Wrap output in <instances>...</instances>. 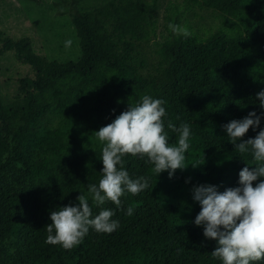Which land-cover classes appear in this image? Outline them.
I'll return each instance as SVG.
<instances>
[{
    "label": "trees",
    "instance_id": "1",
    "mask_svg": "<svg viewBox=\"0 0 264 264\" xmlns=\"http://www.w3.org/2000/svg\"><path fill=\"white\" fill-rule=\"evenodd\" d=\"M64 1L79 48L73 59L43 56L0 31L1 50L33 72L17 81L16 103L0 97V264H222L211 255L216 241L194 224L201 209L192 190L238 187L239 172L251 166L222 126L264 111L256 99L264 91V0ZM180 5L218 29L208 37L190 29L188 38L173 34L169 23L190 27ZM145 95L165 101L169 144L177 141L169 120L190 125L185 168L170 178L168 171L157 175L147 157L125 155L129 177H146L149 187L125 192L119 209L102 206L113 210L118 229L90 228L70 250L47 244L51 211L75 205L102 177L95 132ZM261 128L264 117L238 143ZM89 204L97 215L101 208L90 197Z\"/></svg>",
    "mask_w": 264,
    "mask_h": 264
},
{
    "label": "clouds",
    "instance_id": "2",
    "mask_svg": "<svg viewBox=\"0 0 264 264\" xmlns=\"http://www.w3.org/2000/svg\"><path fill=\"white\" fill-rule=\"evenodd\" d=\"M168 27L175 35L184 38L192 35L187 26L169 23ZM256 99L264 110V91L257 93ZM164 103L162 99L145 95L140 103L128 106L110 124L95 132L103 144L102 177L98 184L88 185L87 195L80 194L75 205L70 203L51 211L50 223L45 227L47 244L70 250L82 242L90 228L105 234L118 229L119 221L112 219L113 210L102 206L111 202L119 209L125 192L136 195L149 187L148 178L129 177L124 168L125 155L147 157L157 175L168 171L170 178L175 170L185 168L191 127L183 123L177 128L169 120L167 128L177 133L176 143L169 144L162 119L166 116ZM262 117L264 111L259 116L253 111L242 120H232L222 126L235 151L251 156V166L245 164L239 172V186L223 192L214 185H200L192 190V198L201 209L194 224L203 226L206 239L216 241L211 255L222 264H251L264 260V179L253 186L258 178H264V128L255 138L238 143L250 128L255 131L259 127ZM89 197L101 208L95 216ZM133 212L129 206L126 215L131 216Z\"/></svg>",
    "mask_w": 264,
    "mask_h": 264
},
{
    "label": "rangeland",
    "instance_id": "3",
    "mask_svg": "<svg viewBox=\"0 0 264 264\" xmlns=\"http://www.w3.org/2000/svg\"><path fill=\"white\" fill-rule=\"evenodd\" d=\"M175 1L160 0L163 6ZM67 3L64 0H0V31L13 41H29L43 56L73 59L79 55V48ZM177 3L181 4V1L177 0ZM179 10L187 14L189 29L194 34L208 37L218 29V23L211 24L205 14L192 17L182 5ZM32 76V70L17 61L12 51H2L0 43V97L5 105L17 102V81Z\"/></svg>",
    "mask_w": 264,
    "mask_h": 264
}]
</instances>
